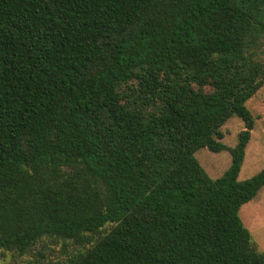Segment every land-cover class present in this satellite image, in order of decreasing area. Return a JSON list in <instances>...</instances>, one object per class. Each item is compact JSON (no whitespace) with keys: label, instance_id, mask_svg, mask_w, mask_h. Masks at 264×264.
Wrapping results in <instances>:
<instances>
[{"label":"trees","instance_id":"trees-1","mask_svg":"<svg viewBox=\"0 0 264 264\" xmlns=\"http://www.w3.org/2000/svg\"><path fill=\"white\" fill-rule=\"evenodd\" d=\"M264 0H0V251L28 264H264L238 181ZM231 164L211 179L194 158ZM46 240L76 249L53 260Z\"/></svg>","mask_w":264,"mask_h":264},{"label":"rangeland","instance_id":"rangeland-1","mask_svg":"<svg viewBox=\"0 0 264 264\" xmlns=\"http://www.w3.org/2000/svg\"><path fill=\"white\" fill-rule=\"evenodd\" d=\"M246 107L254 117V127L245 149L237 177L238 181L250 179L264 169V82L259 91L247 101ZM243 128V122L233 116L220 129L223 135L220 140L224 146L222 151L211 152L203 147L195 152L194 158L211 179L222 177L229 168L231 164L229 150L236 145L237 136ZM239 216L258 249L264 253V188L252 201L240 208ZM42 246L43 248H39L53 260H64L78 249L72 243H63L60 240H46ZM31 257V254L19 257L11 251H0V264H28Z\"/></svg>","mask_w":264,"mask_h":264}]
</instances>
